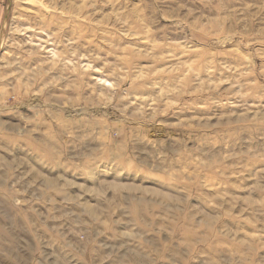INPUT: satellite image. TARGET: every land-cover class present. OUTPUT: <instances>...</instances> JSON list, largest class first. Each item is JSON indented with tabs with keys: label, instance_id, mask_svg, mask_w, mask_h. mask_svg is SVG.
<instances>
[{
	"label": "rangeland",
	"instance_id": "374dc122",
	"mask_svg": "<svg viewBox=\"0 0 264 264\" xmlns=\"http://www.w3.org/2000/svg\"><path fill=\"white\" fill-rule=\"evenodd\" d=\"M0 264H264V0H0Z\"/></svg>",
	"mask_w": 264,
	"mask_h": 264
}]
</instances>
